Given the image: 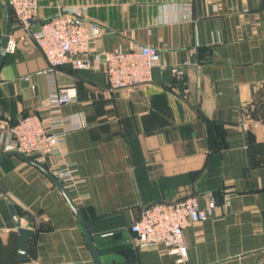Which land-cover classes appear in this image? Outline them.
I'll list each match as a JSON object with an SVG mask.
<instances>
[{
	"label": "crops",
	"instance_id": "1",
	"mask_svg": "<svg viewBox=\"0 0 264 264\" xmlns=\"http://www.w3.org/2000/svg\"><path fill=\"white\" fill-rule=\"evenodd\" d=\"M75 6L103 28L92 57L158 48L152 82L111 92L103 63L38 74L49 63L13 18L17 50L0 71V122L44 109L56 88L73 96L62 114H78L83 128L67 135L66 151L84 183L67 193L102 264H264V0H40L33 31ZM3 141L0 130V157ZM189 195L201 207L213 196L218 209L185 229L184 263L165 245L131 243L145 206ZM21 228L33 232L26 261ZM0 262L94 264L60 189L17 155L0 161Z\"/></svg>",
	"mask_w": 264,
	"mask_h": 264
},
{
	"label": "built area",
	"instance_id": "2",
	"mask_svg": "<svg viewBox=\"0 0 264 264\" xmlns=\"http://www.w3.org/2000/svg\"><path fill=\"white\" fill-rule=\"evenodd\" d=\"M10 3L17 25L33 37L49 63V69L38 74L52 76L63 65H71L76 70L97 69L103 63L111 92L152 82L153 69L161 62V52L154 46L140 45L129 51L118 49L107 52L103 58L100 55L92 57V49L102 37L103 28L88 19L87 6L61 7L56 17L33 31L40 0H10ZM186 8L185 18H188L191 7L187 5ZM16 50L17 40L10 36L6 54L13 55ZM172 71L182 75L178 68ZM72 97L67 90L56 88L50 93L44 109L25 115L14 123L8 120L0 122L4 153L18 152L44 165L67 192L84 183L76 174L66 151L67 135L83 128L78 114H62V107ZM227 198L228 195H225ZM217 209L218 203L213 196H209L205 207H201L196 195L173 202L149 204L129 228L131 243L140 249L165 245L177 262L184 263L188 258L185 229L191 223L209 220Z\"/></svg>",
	"mask_w": 264,
	"mask_h": 264
},
{
	"label": "water",
	"instance_id": "3",
	"mask_svg": "<svg viewBox=\"0 0 264 264\" xmlns=\"http://www.w3.org/2000/svg\"><path fill=\"white\" fill-rule=\"evenodd\" d=\"M5 10H6V30H5V36L3 38V42H2V49L0 52V71L1 68L4 64L5 58H6V47H7V43L9 40V37L12 34V19H13V14H12V7H11V3L10 0H6L5 3ZM12 155H17L22 157L24 160H26L28 163L36 166L37 168H39L40 170H42L45 174H47V176L50 177V179L54 182V184L60 189V191L62 192V194L64 195V197L66 198L70 208L72 209V211L74 212L84 234L86 237V243L88 245V248L90 250L92 259L94 261V264H102L100 257H99V253L98 250L94 244V241L92 239V236L90 234V231L88 229L87 223L84 221V219L82 218V215L80 213L79 208L77 207V205L73 202V200L71 199V197L68 195L67 191L64 189L63 185L61 184V182L55 178L50 172L49 170L42 164L37 163L36 161H34L33 159L24 156L21 153L18 152H10V153H6L4 156L0 157V161L4 158H7L9 156ZM13 210V208H12ZM13 214H15L14 210H13ZM18 223V222H17ZM20 254H21V260L26 261L29 260L30 258V253H29V244H30V239L33 236V232L31 230H27V229H20Z\"/></svg>",
	"mask_w": 264,
	"mask_h": 264
}]
</instances>
